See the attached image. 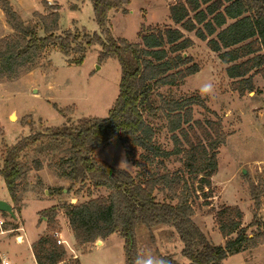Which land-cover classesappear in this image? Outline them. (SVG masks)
I'll return each mask as SVG.
<instances>
[{
	"label": "trees",
	"instance_id": "16d2710c",
	"mask_svg": "<svg viewBox=\"0 0 264 264\" xmlns=\"http://www.w3.org/2000/svg\"><path fill=\"white\" fill-rule=\"evenodd\" d=\"M89 1L100 33L82 37L78 33H56L58 4L47 13L34 12L38 23H32L22 19L8 2L0 0L13 31L0 37V82L30 72L54 46L67 55L74 50L73 45H79L81 54L74 63L80 65L87 48L98 44L102 49L99 61L115 58L121 67L119 95L107 117H84L76 123L66 118L61 126L31 133L7 148L0 175L9 196L17 200L19 182L24 176L21 159L33 148L43 151L45 148L36 144L48 138L49 144L66 146L58 164L62 178L72 186L88 183L109 191L83 203L61 207L65 208L76 242L95 243L116 235L124 240V264H136L141 256L137 227L168 225L179 235L183 243L181 253L188 264H224L228 256L243 252L253 243L255 235L250 237L248 230L254 226L262 228L264 221L255 215L245 225L243 211L238 206L225 205L212 209L224 244L216 245L202 231L194 220L195 208L190 200L201 198L199 192L207 202L213 197L211 178L218 170L217 156L228 135L220 120L208 121V126H203L194 119L193 106H204L199 96L165 98L159 90L175 87L200 71L187 54L194 40L185 33L193 32L227 66L226 74L240 95L254 91V76L260 74L264 78V0H173L169 5L170 19L177 27L143 28L139 43L116 39L111 29L110 13H127L131 0ZM40 30L45 35L41 36ZM156 97L159 103H155ZM157 114L166 120L168 132L183 150L167 151L161 146L158 134L162 127L152 119ZM194 125L201 128V135L194 132L190 137L188 129H194ZM177 132L183 135L184 145ZM116 137L138 168L136 174L95 157L99 148ZM175 153H182L191 181L182 171L155 174L146 169L159 158ZM193 180L198 182L197 187ZM59 209L52 206L44 211L50 231L32 245L37 264H60L67 258L66 248L57 243L54 235ZM164 259L167 264L178 263L171 256ZM75 264L81 263L77 260Z\"/></svg>",
	"mask_w": 264,
	"mask_h": 264
},
{
	"label": "rangeland",
	"instance_id": "374dc122",
	"mask_svg": "<svg viewBox=\"0 0 264 264\" xmlns=\"http://www.w3.org/2000/svg\"><path fill=\"white\" fill-rule=\"evenodd\" d=\"M171 1L173 0H131L126 7L127 13L119 11L111 16L113 36L130 43H139V33L143 28L177 27L170 19ZM5 2L22 19L32 23H38V18L33 16L34 12L47 13L58 4V35L71 32L83 37L85 34L100 33L89 0H4ZM1 5L0 2V19H3L5 16L1 13ZM4 19L0 20V34L7 36L13 31L6 18ZM185 34L194 40V45L187 50V54L192 57L193 63L199 65L200 71L175 87L160 88L159 92L162 97L174 99L199 96L204 101V106H193L194 119L203 126H208V121L220 120L228 135L226 143L219 149L218 170L211 178L213 197L207 202L203 193L199 192L201 198L193 197L190 200L195 208V222L213 243L223 245L225 240L212 209L218 210L225 205L238 206L244 213L245 225L253 221L255 215L257 219L264 221V78L260 74L255 75L254 91L240 95L232 87L233 80L226 74L227 66L220 61L217 53L211 51L206 42L198 39L195 33ZM40 35H45L42 30ZM73 47L74 50L65 55L59 47L54 46L30 72L23 73L12 81L0 82V170L3 168L7 148L31 133L43 131L50 126H61L66 118L76 123L84 117H107L119 95L120 64L115 58L100 62L102 49L95 44L87 48L84 62L77 65L74 61L81 53L79 45L75 44ZM206 82L214 84L215 92L211 96L200 94L199 89ZM155 103H159V97H156ZM152 119L162 127L158 139L164 149L173 151L182 148V145L176 146L165 125L166 120L160 114ZM200 129L198 125H194V129H188L190 137L194 136V132L201 135ZM176 135L184 145L183 135L178 132ZM50 142L48 138L43 139V142L36 144L39 148H45L43 151L33 148L21 159L24 176L19 182L16 201L9 196L0 175V199L11 202L16 216L13 218L8 213L0 212L4 231L11 230L0 234L1 250L6 252L15 249L16 236L22 233L19 229L28 235L24 245L27 248L30 238L37 235L38 239L49 232L50 226L44 211L57 206L60 209L55 218L58 225L55 233L72 247V250L66 249L67 258L63 264H75L77 260L81 264H124V240L116 235L106 240L99 239L95 243L76 242L65 208L61 207L67 203L80 204L106 195L109 191L94 188L88 183L72 186L70 181L62 178L58 164L65 155L66 146H58L57 142L49 144ZM95 157L132 174L139 171L126 156L117 137L98 149ZM184 161L182 153H175L168 158H159L146 169L155 174L182 171L191 181ZM193 184L194 187L198 186L196 180H193ZM59 188L64 190L59 191ZM77 191L80 192L76 193ZM248 233L250 237L255 235L253 243L243 252L228 256L224 264H264V226L251 227ZM137 238L141 256L148 253L159 258L171 256L177 264H188V259L181 253L183 243L171 226H139ZM17 264L35 263L20 259Z\"/></svg>",
	"mask_w": 264,
	"mask_h": 264
},
{
	"label": "crops",
	"instance_id": "0c3cea01",
	"mask_svg": "<svg viewBox=\"0 0 264 264\" xmlns=\"http://www.w3.org/2000/svg\"><path fill=\"white\" fill-rule=\"evenodd\" d=\"M18 2L20 3V1H18ZM1 13L3 14V17H4L5 15H4L3 11ZM113 13L114 12L110 13V17L113 15ZM4 18L0 19V20H5ZM3 36H4L3 34H0V37H3ZM102 148L103 147L99 148V150L102 149ZM10 205H11V202H10ZM18 231L22 232V233H19L16 236L15 249H13L12 251L3 252V250H1V248H0V257H1L0 260L3 259V258H6V259H8L11 262V264H17V261H19L20 259H22V260L26 259V260H29L30 262H34L35 264H37L35 256H34V253H33L32 244L37 240L38 236L35 235L33 238H30L31 241H30L29 247L27 248L24 245H25V243L27 241V236L28 235H26V233L23 232L21 229H19ZM5 232L9 233V232H11V230L5 231Z\"/></svg>",
	"mask_w": 264,
	"mask_h": 264
},
{
	"label": "clouds",
	"instance_id": "9594fccd",
	"mask_svg": "<svg viewBox=\"0 0 264 264\" xmlns=\"http://www.w3.org/2000/svg\"><path fill=\"white\" fill-rule=\"evenodd\" d=\"M199 91L201 95L211 96L215 92L214 84L206 82L200 87ZM136 264H167V261L164 258H159L148 253L138 257Z\"/></svg>",
	"mask_w": 264,
	"mask_h": 264
},
{
	"label": "built area",
	"instance_id": "2783aa9c",
	"mask_svg": "<svg viewBox=\"0 0 264 264\" xmlns=\"http://www.w3.org/2000/svg\"><path fill=\"white\" fill-rule=\"evenodd\" d=\"M3 226H4V221L0 219V234H3L5 232ZM54 235L57 238L58 244L63 245L66 249L68 248L72 250V247L68 241H66L65 239H61L58 233H55ZM0 264H11V262L8 259L3 258L0 260ZM61 264H63V262Z\"/></svg>",
	"mask_w": 264,
	"mask_h": 264
},
{
	"label": "water",
	"instance_id": "95a60500",
	"mask_svg": "<svg viewBox=\"0 0 264 264\" xmlns=\"http://www.w3.org/2000/svg\"><path fill=\"white\" fill-rule=\"evenodd\" d=\"M245 172V171H244ZM0 212L3 213H8L9 215H11L13 218H16L15 216V212L13 210V207L10 205V203H8L5 200H1L0 199Z\"/></svg>",
	"mask_w": 264,
	"mask_h": 264
},
{
	"label": "bare ground",
	"instance_id": "6f19581e",
	"mask_svg": "<svg viewBox=\"0 0 264 264\" xmlns=\"http://www.w3.org/2000/svg\"><path fill=\"white\" fill-rule=\"evenodd\" d=\"M12 118H15V115H12Z\"/></svg>",
	"mask_w": 264,
	"mask_h": 264
}]
</instances>
